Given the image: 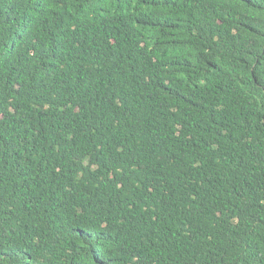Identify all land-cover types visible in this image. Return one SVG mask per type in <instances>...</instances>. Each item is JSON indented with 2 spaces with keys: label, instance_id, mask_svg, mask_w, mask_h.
<instances>
[{
  "label": "trees",
  "instance_id": "trees-1",
  "mask_svg": "<svg viewBox=\"0 0 264 264\" xmlns=\"http://www.w3.org/2000/svg\"><path fill=\"white\" fill-rule=\"evenodd\" d=\"M0 264H264V0H0Z\"/></svg>",
  "mask_w": 264,
  "mask_h": 264
}]
</instances>
